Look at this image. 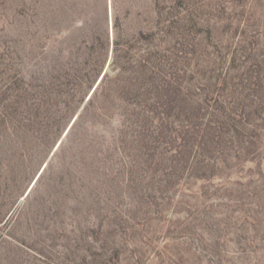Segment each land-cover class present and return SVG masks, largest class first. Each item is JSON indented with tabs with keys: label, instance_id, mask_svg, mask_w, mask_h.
I'll list each match as a JSON object with an SVG mask.
<instances>
[{
	"label": "rangeland",
	"instance_id": "374dc122",
	"mask_svg": "<svg viewBox=\"0 0 264 264\" xmlns=\"http://www.w3.org/2000/svg\"><path fill=\"white\" fill-rule=\"evenodd\" d=\"M108 12L0 0V264H264V0Z\"/></svg>",
	"mask_w": 264,
	"mask_h": 264
},
{
	"label": "trees",
	"instance_id": "16d2710c",
	"mask_svg": "<svg viewBox=\"0 0 264 264\" xmlns=\"http://www.w3.org/2000/svg\"><path fill=\"white\" fill-rule=\"evenodd\" d=\"M103 77H104V73H103V75L101 76L100 80H102ZM97 86H98V85H96V86L93 88V90H92V94L95 93V91H96V89H97ZM90 98H91V96L88 97V100H90ZM226 108H227V107H225L224 110H226ZM232 112H233V114L235 113V112H234V108L231 109L229 113H228V112L224 113V114H226V115H224V116H225V120H227L226 118H228L229 123H225V120H224V119L222 120L220 117H216V120H214L212 123H213V124H214V123L219 124V125H218V126H219V129H220L221 127H223V128L225 127V129H227V130H228V133H229V131H230V127H232V128H237L236 125H234V123H233V121L235 120V116H233V117L230 116V115H232ZM219 116H220V115H219ZM78 117H79V115L76 117L75 121L78 119ZM75 121H74V123H75ZM74 123L71 125V127L69 128V130L73 127ZM199 128L202 130V132L204 133V135H207V134H209V133H212V130L216 129V126H215V124H214V125H209V124H204V125H202V123H200V124H199ZM212 134H213V133H212ZM213 135H214V134H213ZM231 137H234V134H232Z\"/></svg>",
	"mask_w": 264,
	"mask_h": 264
},
{
	"label": "water",
	"instance_id": "95a60500",
	"mask_svg": "<svg viewBox=\"0 0 264 264\" xmlns=\"http://www.w3.org/2000/svg\"><path fill=\"white\" fill-rule=\"evenodd\" d=\"M103 73H104V71H103L102 74L100 75L99 79L101 78V76L103 75ZM75 118H76V116H74V118L71 120L70 124L67 126L64 135L67 133L68 129L70 128V126H71L72 123L74 122ZM64 135H63V136H64ZM60 141H61V140H59V142L56 144V146L54 147V150L57 148V146L59 145ZM44 166H45V164H43L42 168L39 170L38 174L35 176V178H34L35 180L37 179V177L39 176V174H40L41 171L43 170Z\"/></svg>",
	"mask_w": 264,
	"mask_h": 264
},
{
	"label": "bare ground",
	"instance_id": "6f19581e",
	"mask_svg": "<svg viewBox=\"0 0 264 264\" xmlns=\"http://www.w3.org/2000/svg\"><path fill=\"white\" fill-rule=\"evenodd\" d=\"M60 3V2H59ZM107 4H108V10H109V12H110V14H111V0H107ZM108 12V13H109Z\"/></svg>",
	"mask_w": 264,
	"mask_h": 264
}]
</instances>
